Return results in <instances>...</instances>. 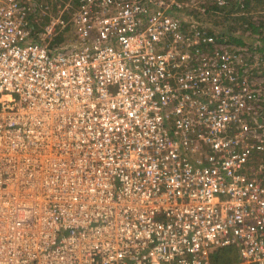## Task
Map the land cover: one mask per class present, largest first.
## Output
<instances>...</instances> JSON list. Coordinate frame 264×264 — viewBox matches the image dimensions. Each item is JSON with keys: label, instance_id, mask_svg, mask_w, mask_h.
Segmentation results:
<instances>
[{"label": "built area", "instance_id": "built-area-1", "mask_svg": "<svg viewBox=\"0 0 264 264\" xmlns=\"http://www.w3.org/2000/svg\"><path fill=\"white\" fill-rule=\"evenodd\" d=\"M57 1L0 0V264H264V52L208 5Z\"/></svg>", "mask_w": 264, "mask_h": 264}, {"label": "rangeland", "instance_id": "rangeland-1", "mask_svg": "<svg viewBox=\"0 0 264 264\" xmlns=\"http://www.w3.org/2000/svg\"><path fill=\"white\" fill-rule=\"evenodd\" d=\"M177 1L184 2L185 4L191 5L193 7L208 5L210 7V10H213V12L207 14L206 16L203 15L202 18H204L208 22L209 28L212 29L214 33H216L219 37L221 35H225V36L236 35L237 37H241V38L245 37L246 40H243V41L248 40V37H246L248 35L250 38H253L254 41H252L251 44H248L249 42H246V46L250 47L251 49L255 48L260 51H263L262 49H264V41H261L260 37L264 38V29H263V34H261L260 36V35L251 34V33L246 34V32L248 31H245L240 26L243 24L244 27H248L247 24H245L246 22H244V19H242L243 17H250L252 21H254L257 24L260 22L263 23L264 22V6L257 7V8L252 7L250 12H244L243 11L244 8L241 7V10H239L236 8V6L233 5L234 4L233 0L232 1L226 0L227 1L226 5L228 4L229 5L228 6L225 5L224 7L218 6V8L214 7L215 3L217 4V1L215 0H211V1H208V0H177ZM240 1L242 2L244 0H240ZM46 2L48 3L47 4L48 10H46V13L48 14H43L44 18L42 20V23L39 26H37L40 31H46V28L49 25L48 22L52 21L53 19H56L59 16V13H61L60 11L62 10L61 8H63L65 4L57 0H46ZM65 2H67V0ZM187 10L191 11L190 8L185 7L186 12H188ZM194 11L196 12V9ZM64 17L66 18L68 17L67 10L64 12ZM55 28H56L55 30H57L59 34L54 37L52 36L53 38L48 37L46 41L47 40L50 41L49 43L51 44L64 43V40L67 37V29L64 28L62 24L55 25ZM257 39L259 41H257ZM228 44H231V43H228ZM228 248H230L233 251L232 261L233 262L236 261L238 258V247L236 245H233Z\"/></svg>", "mask_w": 264, "mask_h": 264}, {"label": "trees", "instance_id": "trees-1", "mask_svg": "<svg viewBox=\"0 0 264 264\" xmlns=\"http://www.w3.org/2000/svg\"><path fill=\"white\" fill-rule=\"evenodd\" d=\"M232 1V0H230ZM229 1V2H230ZM234 2V6H236L237 9L241 10L242 4H244V12H250L252 7H263L264 6V0H244V1H240V0H233ZM257 3V4H256ZM229 5V4H228ZM226 5V6H228ZM214 7L218 8V5L215 3ZM224 7V6H223ZM242 19H244V22H246L245 24H247L248 27H244V25L242 24L240 27H242L245 31H248L251 34H257L260 35L263 34V29H264V25L262 22L260 23H255L254 21H252V19L250 17H243ZM261 41H264V38L260 37ZM60 41V40H58ZM57 41V42H58ZM219 41L224 42V43H231L235 46H243L246 45V42L243 41V39L241 37H237L236 35H221L219 37ZM264 51V49H262ZM233 251L230 248H226V249H221L215 256V263L216 264H221V263H231L232 258H233ZM238 259V258H237Z\"/></svg>", "mask_w": 264, "mask_h": 264}, {"label": "crops", "instance_id": "crops-1", "mask_svg": "<svg viewBox=\"0 0 264 264\" xmlns=\"http://www.w3.org/2000/svg\"><path fill=\"white\" fill-rule=\"evenodd\" d=\"M247 33H249V32H246V34H247ZM246 37H248V40H249V41L247 40V41H245V42H249L248 44H251L252 41H254V39H253V38H250L248 35H247ZM242 38H243V40H246L245 37H242ZM257 41H259V40L257 39Z\"/></svg>", "mask_w": 264, "mask_h": 264}]
</instances>
